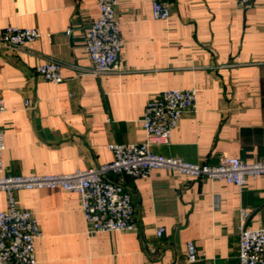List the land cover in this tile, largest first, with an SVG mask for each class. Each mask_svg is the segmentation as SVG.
<instances>
[{"label":"crops","instance_id":"crops-1","mask_svg":"<svg viewBox=\"0 0 264 264\" xmlns=\"http://www.w3.org/2000/svg\"><path fill=\"white\" fill-rule=\"evenodd\" d=\"M119 1L123 71L97 74L85 49V28L99 18L97 0H0V175L109 164L111 144L146 139L141 120L149 100L172 89H196V108L154 153L209 165L225 156L264 159V0H171L166 21L153 19L152 0ZM8 26L42 36L9 48L1 41ZM51 59L62 65L58 85L37 73ZM125 187L137 231L97 234L87 233L78 194L19 191V206L41 227L38 264H238L240 230L264 224V178H250L240 190L156 170L145 179L126 177ZM6 208L0 192V211ZM158 228L165 230L160 238ZM188 242L199 261H188Z\"/></svg>","mask_w":264,"mask_h":264},{"label":"built area","instance_id":"built-area-1","mask_svg":"<svg viewBox=\"0 0 264 264\" xmlns=\"http://www.w3.org/2000/svg\"><path fill=\"white\" fill-rule=\"evenodd\" d=\"M170 1L152 0L153 19L166 21L171 17ZM253 2L240 0L243 6ZM119 4V0H97L99 18L85 28V49L97 74L123 71L120 59L125 43L117 16ZM41 36L35 29L8 26L2 32L1 41L6 47L20 49ZM37 73L55 85L64 80L62 65L54 59L39 65ZM196 104V89L159 92L149 100L141 120L146 139L139 144H111L114 160L99 168L69 174L0 175V192L7 196V208L0 211V264H38L35 242L42 231L36 214L19 206L17 193L21 190L62 189L78 194L87 233L97 234L137 231L132 194L125 187L126 177L145 179L156 170H165L178 176L225 182L240 190L250 178H264V159L248 162L225 156L218 165H209L154 153V146L170 143L183 114L194 110ZM26 107H31L29 100ZM4 111L5 102L0 95V114ZM5 150L4 132L0 128V173ZM110 175L119 180L112 181ZM164 231L158 228L157 237L163 236ZM187 249L189 262L200 260L193 242H188ZM238 264H264V224L256 229L240 230Z\"/></svg>","mask_w":264,"mask_h":264}]
</instances>
